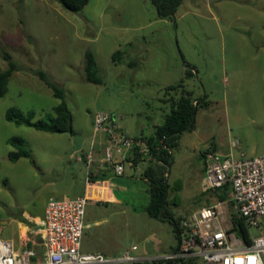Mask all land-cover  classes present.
Here are the masks:
<instances>
[{
  "label": "rangeland",
  "instance_id": "1",
  "mask_svg": "<svg viewBox=\"0 0 264 264\" xmlns=\"http://www.w3.org/2000/svg\"><path fill=\"white\" fill-rule=\"evenodd\" d=\"M117 51L122 54L114 62ZM86 53L95 59L99 83L86 80ZM4 54L18 70L0 99L2 227L24 213L39 214L49 197L81 195L86 170L77 157L90 147L96 112L136 135L145 127L148 136L181 97L190 93L199 101L194 127L182 134L164 175L175 221L213 205L204 184L207 151L264 155V0H182L174 21L158 20L151 0H88L79 13L55 0H0V72L7 69ZM184 64L194 67L193 76L180 81L176 69ZM41 71L65 93L72 135L5 120L11 108L34 121L54 115L59 100L39 79ZM11 137L24 141L30 159L8 160L15 150ZM115 181L125 189L124 203L138 211L148 205L147 179L137 173ZM250 233L264 236V217ZM171 234L174 247L172 225Z\"/></svg>",
  "mask_w": 264,
  "mask_h": 264
},
{
  "label": "built area",
  "instance_id": "2",
  "mask_svg": "<svg viewBox=\"0 0 264 264\" xmlns=\"http://www.w3.org/2000/svg\"><path fill=\"white\" fill-rule=\"evenodd\" d=\"M93 132L106 137L101 163L110 165L113 174L122 177L127 154L142 143L118 133L113 119L103 112L94 114ZM140 152L146 153L147 148ZM77 160L86 165L88 178L100 172V169L90 170L94 164L92 150L77 157ZM206 161L205 189L216 191L229 185V197L181 219L176 251L158 260L166 264L195 260L203 264H264V236L251 238L252 244L245 245L230 231L234 218L241 220L250 232L264 217V155L253 158L242 154L239 158L232 155L220 157L207 151ZM88 202L85 197L49 199L42 219V253L17 251L10 241L0 238V264H136L155 260H139L128 254L118 260L83 254L80 248ZM228 223L231 226H227Z\"/></svg>",
  "mask_w": 264,
  "mask_h": 264
},
{
  "label": "crops",
  "instance_id": "3",
  "mask_svg": "<svg viewBox=\"0 0 264 264\" xmlns=\"http://www.w3.org/2000/svg\"><path fill=\"white\" fill-rule=\"evenodd\" d=\"M143 51L146 59L148 50L142 49ZM188 69L185 64L180 69H176L180 81L185 78ZM93 117L91 121L92 128ZM113 123L118 133L127 135L142 143L133 152L127 154V160L124 164L125 172L122 178L125 176L134 177L137 173L140 178H144V170L153 166L156 162L151 156H148L147 152L142 153L140 151L147 148L144 140L153 136L156 126L146 136L143 134L145 127H141L136 135L131 132L132 129L127 124L118 123L117 121H113ZM106 144L105 135L102 133L94 134L92 129L90 147L83 155L92 150L94 164L90 167V170L100 169V172L96 177L88 178L87 167L82 162L86 170V179L83 192L76 197H85L89 201L86 207L89 206V208H85L80 251L83 254L101 255L112 260H118L124 254L145 261L155 259L154 261L136 264H166L158 259L176 251L178 237H176V245L172 247L171 224L169 222L164 219L150 217L145 210L147 206L138 211L133 205L122 201L119 195L125 189L121 187L120 182L115 181L118 177L113 174L112 167L101 163ZM241 154L244 155L243 153L239 155ZM49 199L53 198L49 197ZM209 199L213 201V205L218 202L214 195ZM48 200L39 214L24 213L19 219L11 220V226H0V238L10 241L17 251L34 250L38 254L42 253V219ZM205 200H203L204 203ZM219 225L224 227L222 223H219ZM227 226H231V224L228 223ZM249 234L250 238H254L250 232Z\"/></svg>",
  "mask_w": 264,
  "mask_h": 264
},
{
  "label": "trees",
  "instance_id": "4",
  "mask_svg": "<svg viewBox=\"0 0 264 264\" xmlns=\"http://www.w3.org/2000/svg\"><path fill=\"white\" fill-rule=\"evenodd\" d=\"M65 10L72 13H79L88 3V0H55ZM156 11V17L159 20L172 21L182 0H151ZM122 53L117 51L112 55V60L116 62ZM3 60L7 63V69L0 72V99L5 95L7 84L10 77L18 70L17 65L11 60L8 54L3 55ZM187 68L185 78L193 76L194 67L185 64ZM85 75L86 80L91 83H99L97 77V65L92 54L86 53L85 56ZM38 77L52 91L53 96L59 100L54 108V115L45 120H33L32 115H24L19 110L11 108L5 114V120L15 125H23L33 128L36 131L57 134H73L72 116L65 100V93L56 83L51 81L44 72H39ZM180 85L172 86L169 89H175ZM195 103V104H194ZM199 101L193 100L190 93L181 97L174 105L173 110L167 116L161 125L156 126L153 136L145 141L147 145V154L155 160V164L144 170L143 177L148 180L150 201L145 208L147 214L156 219H164L173 226V231L178 232V224L181 219L175 221L168 213L167 206V185L165 183V174L167 168L172 162L173 151L179 146V141L184 132L191 131L194 127V116L196 115ZM15 150L8 154L10 162H16L19 159H30L31 155L26 148L24 141L19 137H11L8 140ZM159 163V164H157ZM96 177V176H95ZM92 177H90L91 179ZM218 201H225L230 194L229 185L222 189L212 191ZM206 195V192L203 196ZM231 232L245 244L251 245L252 240L248 229L243 222L237 218L232 221ZM191 262V261H190ZM181 263V264H187ZM176 264V263H168Z\"/></svg>",
  "mask_w": 264,
  "mask_h": 264
},
{
  "label": "water",
  "instance_id": "5",
  "mask_svg": "<svg viewBox=\"0 0 264 264\" xmlns=\"http://www.w3.org/2000/svg\"><path fill=\"white\" fill-rule=\"evenodd\" d=\"M172 20L174 21V16L172 17Z\"/></svg>",
  "mask_w": 264,
  "mask_h": 264
}]
</instances>
